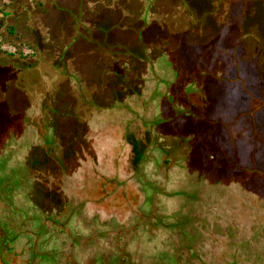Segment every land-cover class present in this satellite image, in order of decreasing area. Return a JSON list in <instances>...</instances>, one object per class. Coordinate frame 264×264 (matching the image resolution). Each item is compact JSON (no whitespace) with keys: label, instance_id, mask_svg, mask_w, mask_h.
I'll list each match as a JSON object with an SVG mask.
<instances>
[{"label":"rangeland","instance_id":"374dc122","mask_svg":"<svg viewBox=\"0 0 264 264\" xmlns=\"http://www.w3.org/2000/svg\"><path fill=\"white\" fill-rule=\"evenodd\" d=\"M0 228L19 264H264V0H0Z\"/></svg>","mask_w":264,"mask_h":264},{"label":"flooded vegetation","instance_id":"af4514ba","mask_svg":"<svg viewBox=\"0 0 264 264\" xmlns=\"http://www.w3.org/2000/svg\"><path fill=\"white\" fill-rule=\"evenodd\" d=\"M104 148V147H103ZM108 148V151L111 149L110 146L105 147ZM95 178L90 182L91 188L94 187L95 189H91L90 193L93 196V199L101 200L102 204L107 207L114 209L117 212L124 213L127 212L129 204L133 199V196L136 197L137 194L131 193L130 190L123 188L122 186H117L115 189L109 190L107 188V184H103V177L98 176L96 180L97 183L93 186ZM94 181V182H93ZM111 182L114 184L116 183L114 179H111ZM9 248V241L8 238L4 235L3 231L0 228V264H3V261L8 260L11 264H19L20 258L18 257L19 251H14V258L11 259V254L9 255L8 251ZM17 257V258H15ZM24 261H27L24 257Z\"/></svg>","mask_w":264,"mask_h":264},{"label":"crops","instance_id":"0c3cea01","mask_svg":"<svg viewBox=\"0 0 264 264\" xmlns=\"http://www.w3.org/2000/svg\"><path fill=\"white\" fill-rule=\"evenodd\" d=\"M46 4H47V2H46ZM58 7H60V5H58Z\"/></svg>","mask_w":264,"mask_h":264}]
</instances>
